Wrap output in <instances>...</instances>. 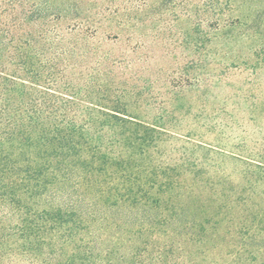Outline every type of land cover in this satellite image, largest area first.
Returning a JSON list of instances; mask_svg holds the SVG:
<instances>
[{"label":"trees","instance_id":"1","mask_svg":"<svg viewBox=\"0 0 264 264\" xmlns=\"http://www.w3.org/2000/svg\"><path fill=\"white\" fill-rule=\"evenodd\" d=\"M102 1L0 0V264H94L108 234L120 264H167V243L149 238L163 231L138 226L137 211L157 209L158 224L168 220L171 196L193 190L181 175L209 174L201 168L209 158L195 152L221 153L241 164L237 176L264 181V153L222 152L169 125L171 104L177 108L192 85L214 86L204 76L215 77L207 58L221 30L238 23L246 39L264 35L248 23L252 14L240 13L236 0L207 6L216 34L186 42L198 55H188L184 81L195 83L155 99L150 79L93 42L130 27L135 1L122 8ZM177 141L185 147L173 164L167 150ZM188 248L175 246L182 263L204 264Z\"/></svg>","mask_w":264,"mask_h":264},{"label":"rangeland","instance_id":"2","mask_svg":"<svg viewBox=\"0 0 264 264\" xmlns=\"http://www.w3.org/2000/svg\"><path fill=\"white\" fill-rule=\"evenodd\" d=\"M130 1L106 0L101 6L122 8ZM134 1L130 27L119 34L100 32L93 42L111 49L113 57L126 61L133 71L150 79L155 99L160 94L171 96L168 92L176 89L171 86L194 84L192 80L184 81V67L191 61L190 53L193 57L198 54L195 55V49L186 50V42L188 38L198 39L207 30L216 34L214 15L207 9L214 0ZM236 1L242 6L240 13L252 14L248 22L251 27L263 31L264 0ZM246 28L245 24L235 23L232 29L221 30L222 34L212 44L207 59L212 63L209 71L215 77L204 78H214V86L211 83L192 85L180 96L178 107L171 104L168 110L172 121L169 125L177 130L195 133L196 139L219 151L241 155H251L253 151L264 153V35L261 39L259 35L246 39ZM226 31L230 32L231 40L226 38ZM106 33H110V39ZM184 147L182 141L169 143L167 151L173 164L182 158ZM195 155L209 158L203 164L210 167L201 166L204 174H209L196 177L197 181L181 175L180 180L185 178L186 185L193 190L181 189L171 196L164 213L168 220L159 225L161 216L157 209L139 210L138 226L152 222L156 229L163 231L149 238L152 242L167 243L170 249L167 264L189 263L190 259L182 263V251L175 249L182 245L190 247L193 253H200L202 258L196 259L204 264H211L213 260L224 264H264V181L257 184L256 178H251L253 174L249 175L250 179L237 176L241 164L221 153L197 151ZM98 250L100 256L94 264H120V250L114 235L104 236ZM107 251L112 253L110 259L106 257Z\"/></svg>","mask_w":264,"mask_h":264}]
</instances>
